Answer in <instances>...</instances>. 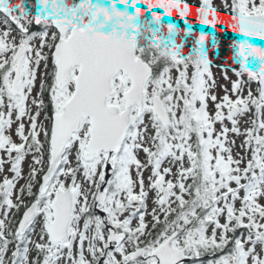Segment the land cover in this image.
<instances>
[{"label": "snow or ice", "instance_id": "snow-or-ice-1", "mask_svg": "<svg viewBox=\"0 0 264 264\" xmlns=\"http://www.w3.org/2000/svg\"><path fill=\"white\" fill-rule=\"evenodd\" d=\"M0 264H264V0H0Z\"/></svg>", "mask_w": 264, "mask_h": 264}]
</instances>
